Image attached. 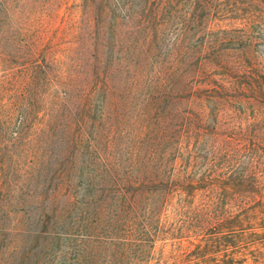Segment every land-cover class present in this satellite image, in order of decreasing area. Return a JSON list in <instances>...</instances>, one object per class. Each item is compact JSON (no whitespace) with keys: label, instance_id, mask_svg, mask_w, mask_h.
Wrapping results in <instances>:
<instances>
[{"label":"trees","instance_id":"obj_1","mask_svg":"<svg viewBox=\"0 0 264 264\" xmlns=\"http://www.w3.org/2000/svg\"><path fill=\"white\" fill-rule=\"evenodd\" d=\"M57 21L62 102L0 116V264H148L162 224L260 219L264 0H0L7 34Z\"/></svg>","mask_w":264,"mask_h":264},{"label":"rangeland","instance_id":"obj_2","mask_svg":"<svg viewBox=\"0 0 264 264\" xmlns=\"http://www.w3.org/2000/svg\"><path fill=\"white\" fill-rule=\"evenodd\" d=\"M12 22L14 24V18ZM57 23L48 30L31 28L27 23L28 28H21L19 32L11 31L15 30L13 28L8 34L6 26H0V104L6 105L0 110V116L9 114L11 102L20 103L22 107L18 110H22L24 100L39 94L46 109L62 102L66 90L62 71L67 68L72 77L75 64L67 50L68 45L62 43L56 31ZM35 61L41 65L38 71L33 68ZM33 73L37 76L35 80ZM22 92L27 94L25 98L19 96ZM42 127L36 121L32 125L34 129L41 130ZM34 129L28 132V137L37 131ZM60 134L57 132L51 137L53 143L47 140L49 143L40 144L39 151L52 146L58 148ZM262 202L264 204V195ZM258 218L236 228L225 225L217 229L207 227L201 231L203 236L197 239L169 235V225L162 224L157 227L159 231L155 240L129 247L137 252L139 247L143 252H149L148 264H264V209L258 213Z\"/></svg>","mask_w":264,"mask_h":264}]
</instances>
